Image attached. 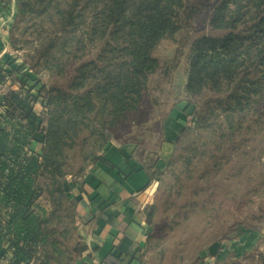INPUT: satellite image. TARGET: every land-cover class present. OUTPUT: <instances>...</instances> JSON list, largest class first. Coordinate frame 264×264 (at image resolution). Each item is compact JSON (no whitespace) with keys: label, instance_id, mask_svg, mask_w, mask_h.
<instances>
[{"label":"trees","instance_id":"obj_1","mask_svg":"<svg viewBox=\"0 0 264 264\" xmlns=\"http://www.w3.org/2000/svg\"><path fill=\"white\" fill-rule=\"evenodd\" d=\"M66 1L17 0L16 22L10 32V43L15 44L14 31L24 15L35 13V17H49V20L58 16V21L65 22L68 17L73 21L74 36L71 39L61 40L50 35L51 38L43 41L47 46L43 43L38 45L40 49L36 50V55L40 52L48 55L50 66L55 65L51 64V58L63 61L65 51L62 49L68 44L77 52L87 51L89 44L85 39H79L75 30L79 24L76 18L85 17L75 14L74 6L81 3L82 7L90 6V14L95 19L97 27L91 31L93 35L95 32L98 35V20L102 17L101 22L106 23V27L101 33L107 34V29L113 24V29L120 33L119 37L125 39V45L114 48L111 57L103 58L109 70L103 69L100 75L94 76L103 81L100 79L92 89L80 92L86 86L87 72H83L81 77L76 76L71 90L48 89L46 116L37 115L33 105L47 85L36 80V84L27 89V79L31 76L27 73L19 75L22 69L31 68L33 63L24 60L14 69L0 66V86L4 87L8 77L11 81L8 91H0V264H74L82 255L86 246L79 234L76 237L78 217L85 208V196L93 200L98 196L91 197V186L85 178L97 166L110 143L104 138L99 145L100 155L96 151L90 161L92 166L80 164L73 169L66 168V148L75 147L81 131L88 126L83 119L92 116L91 112L107 108L115 115L114 118L134 106L127 99L140 101L143 85L159 66L153 57L156 46L165 36H177L183 32L197 19L201 10L195 0H136L133 10L128 9L132 6L129 0H108L106 7L97 13L95 0H71L69 9ZM208 18V33L191 42L184 96L173 104L169 116L177 117L182 111L179 104L187 102L193 105L194 123L201 130L225 125L227 129L223 128L220 138L238 140L249 132L255 138L259 131L264 133V127H256L264 116V0H213ZM91 33L89 42L93 39ZM55 44L60 51L49 53ZM36 55L32 59L36 60ZM70 56L66 60L68 63L81 58V53L73 52ZM97 62L93 60L85 65ZM34 66H40L38 61ZM67 67L58 68L59 72L65 73ZM15 84L18 89H14ZM94 92L102 99L99 108L94 103ZM207 93L210 97H206ZM196 99L202 100V107ZM110 104L111 107L108 106ZM43 120L47 121V126L41 129L39 123ZM191 128H185L177 146L186 140ZM251 137H245L244 144L248 149L256 150L258 144L249 145ZM34 142L41 145L40 150L33 148ZM141 155L146 158V166L152 172L156 157L145 150ZM214 158L221 161L219 154ZM235 160L234 168L240 170L242 165L236 166ZM258 172L264 178V171L256 168V174L250 176L251 193L264 190V181H256ZM67 175L72 177L74 184L81 186L83 196L75 197ZM151 175L159 182L157 196L164 191L168 196L176 192L188 197L191 188L197 194L206 189L200 167L197 168L192 158L184 154L174 153L166 171H154ZM43 197L48 199L49 207L41 203ZM166 203L171 205L170 199L167 198ZM197 204L185 203L183 207L192 205L194 208ZM158 210V203L153 202L147 211L148 222L153 229ZM237 226L248 228L244 224ZM151 240L152 237L150 246ZM214 250L210 248L209 251ZM231 264L237 263L233 261ZM259 264H264V252Z\"/></svg>","mask_w":264,"mask_h":264},{"label":"rangeland","instance_id":"obj_2","mask_svg":"<svg viewBox=\"0 0 264 264\" xmlns=\"http://www.w3.org/2000/svg\"><path fill=\"white\" fill-rule=\"evenodd\" d=\"M95 1H97L95 7L98 13L106 7L108 0ZM66 2L68 4L66 8L69 9L72 1L67 0ZM195 2L201 9L197 19L177 36H165L154 49L153 57L157 59L159 66L143 85L140 101L134 102L127 99L128 103L134 106L132 105L133 107L128 111L123 110L118 117L113 118L115 115L104 108L91 112L92 116L83 119L85 125L88 126L81 131L75 147L66 148L67 169L80 167V164L92 166L90 161L98 151L100 155L99 145L103 143L104 138L108 139L109 143L137 141L142 145L155 140L154 136L160 130L158 129L160 121L169 116L173 104L179 97L184 96L191 42L209 31L207 23L213 0H195ZM133 3H136V0H129L131 8L128 9L133 10ZM74 8L77 16L79 14L85 16L76 18L79 24L76 25L75 30L79 39L83 38L89 44L87 51L77 52L71 49L73 46L68 44L62 49V52L65 51L62 56L63 61L49 57L51 64H55L50 66L48 55L44 56L42 52L36 55V50L40 49L38 45L41 46L43 43L47 46L43 41L51 38L50 35L61 40L71 39L74 36L73 25L71 26L73 21L70 17L65 22H61L58 21V16L49 20V17H46L47 19L35 17V13H28L24 15L18 29L14 31L15 44H11L9 38V45L0 61V66L6 69H14L24 60L33 63H31V68L28 66L22 69L19 75L27 73L31 76L27 79V89L35 85L36 80H41L47 85V89L42 91V95L33 105V110L37 115L46 116L45 113L49 109L47 107L49 106L48 89L55 87L65 91L71 90V83L75 81L76 76L81 77L83 72H87L88 79L86 86L81 88L80 92L84 93L89 88L92 89L100 79L103 81L102 78L95 79L94 76L100 75V72L106 69L104 60L113 55V49L125 45V39L122 38L123 36L119 37L120 33L113 29V24H110L107 34L101 33L106 27V23L101 22L102 17L98 20V35L96 32L94 35L91 33L97 25L90 14V6L82 7L80 3ZM15 18L11 29L15 25ZM64 31L65 33L62 34ZM89 33L93 36L91 42L88 41ZM59 49L55 44L49 53H56L60 51ZM73 52L81 53V58L73 59L72 63H68L66 60ZM35 55L36 60L32 59ZM93 60L98 62L94 65H85ZM36 61L40 66H34ZM64 65L68 66L67 71L60 73L58 68L62 69ZM106 70L108 71L109 68ZM10 87L11 81L8 77L4 87L0 86V91L6 92ZM14 89H18V85L15 84ZM93 95L95 96L94 103L99 108L102 105V99L96 95V92ZM206 95L210 97L208 93ZM195 101L199 107L203 106L202 100L196 99ZM108 106L111 107V104ZM194 122L193 115L185 126V128L192 127L186 140L181 145H176L173 154H184L192 158L193 164L197 165V168L200 167V171L205 176L206 189L197 194L193 193L191 188L188 197L176 192L168 196L164 191L162 193L160 191L157 196L159 188L157 181L153 200L158 203L159 210L154 224L150 250L142 259V264H231L233 261L237 264H259L261 254L264 252V190L261 193H251L249 182L251 174H256V168L264 171V142L260 143L264 133L259 131L255 138L250 136V132L245 135V137H251L247 138L249 145L253 147L258 144L256 150H250L244 144L245 137L238 140L227 139L228 141L220 138L224 132L223 128L227 129L225 125L208 127L203 131ZM260 123L256 124V127H264V116ZM39 124L41 129L45 128L47 121L43 120ZM33 148L40 150L41 145L34 142ZM218 154L221 161L214 158ZM239 156L240 159H237ZM233 160L237 162L236 166L242 165L240 170L237 167L234 168ZM220 162L221 166H219ZM219 171L221 172L218 173ZM257 174H259V179L256 181L260 183L264 181V178L260 176L261 172ZM67 179L70 180L72 177L67 175ZM167 198L170 199L171 205L166 203ZM40 201L49 207L46 197L41 198ZM191 202H198L197 207L193 208L192 205L187 208L183 207L185 203ZM186 213H188L187 217L184 218ZM82 214L80 213L78 217L79 230L78 233L76 231V237L79 234L85 244L81 234ZM238 224H244L248 228L237 226ZM210 248L215 250L211 252Z\"/></svg>","mask_w":264,"mask_h":264},{"label":"crops","instance_id":"obj_3","mask_svg":"<svg viewBox=\"0 0 264 264\" xmlns=\"http://www.w3.org/2000/svg\"><path fill=\"white\" fill-rule=\"evenodd\" d=\"M16 14L17 0H0V61L9 45ZM179 107L182 111L177 117L167 116L160 121L152 143L113 141L86 175L91 197L98 196L95 200L85 196L80 222L86 248L74 264H141L154 230L147 211L154 202L158 180L151 174L167 168L181 133L193 116L192 104L181 102ZM143 150L156 157L152 172L140 154ZM69 182L75 197L83 196L81 186L72 179Z\"/></svg>","mask_w":264,"mask_h":264}]
</instances>
